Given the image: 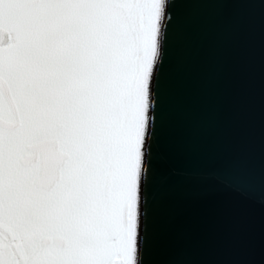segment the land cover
<instances>
[{
  "label": "snow or ice",
  "instance_id": "obj_1",
  "mask_svg": "<svg viewBox=\"0 0 264 264\" xmlns=\"http://www.w3.org/2000/svg\"><path fill=\"white\" fill-rule=\"evenodd\" d=\"M165 0H0V264H138Z\"/></svg>",
  "mask_w": 264,
  "mask_h": 264
},
{
  "label": "water",
  "instance_id": "obj_2",
  "mask_svg": "<svg viewBox=\"0 0 264 264\" xmlns=\"http://www.w3.org/2000/svg\"><path fill=\"white\" fill-rule=\"evenodd\" d=\"M138 264H264V0H167Z\"/></svg>",
  "mask_w": 264,
  "mask_h": 264
},
{
  "label": "rangeland",
  "instance_id": "obj_3",
  "mask_svg": "<svg viewBox=\"0 0 264 264\" xmlns=\"http://www.w3.org/2000/svg\"><path fill=\"white\" fill-rule=\"evenodd\" d=\"M157 64V63H156ZM155 69H156V65H155ZM155 69H154V71H155ZM153 74H154V72H153ZM152 78H153V75H152ZM151 83H152V80H151ZM150 93H151V90H150Z\"/></svg>",
  "mask_w": 264,
  "mask_h": 264
},
{
  "label": "bare ground",
  "instance_id": "obj_4",
  "mask_svg": "<svg viewBox=\"0 0 264 264\" xmlns=\"http://www.w3.org/2000/svg\"><path fill=\"white\" fill-rule=\"evenodd\" d=\"M166 1H167V0H165V7H166ZM160 34H161V33H160Z\"/></svg>",
  "mask_w": 264,
  "mask_h": 264
}]
</instances>
